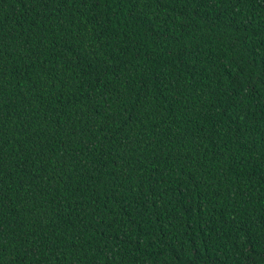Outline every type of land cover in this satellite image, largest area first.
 <instances>
[{
	"label": "trees",
	"instance_id": "1",
	"mask_svg": "<svg viewBox=\"0 0 264 264\" xmlns=\"http://www.w3.org/2000/svg\"><path fill=\"white\" fill-rule=\"evenodd\" d=\"M0 264H264V0H0Z\"/></svg>",
	"mask_w": 264,
	"mask_h": 264
}]
</instances>
